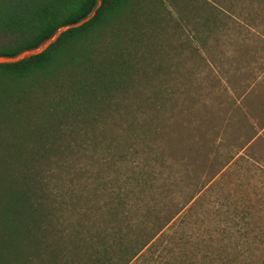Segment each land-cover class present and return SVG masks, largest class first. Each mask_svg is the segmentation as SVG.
Wrapping results in <instances>:
<instances>
[{"label":"rangeland","instance_id":"obj_1","mask_svg":"<svg viewBox=\"0 0 264 264\" xmlns=\"http://www.w3.org/2000/svg\"><path fill=\"white\" fill-rule=\"evenodd\" d=\"M159 10L129 51L150 64L147 82L117 102L98 145L73 148L90 170L77 186L87 213L65 215L136 240L173 216L130 264H264V0Z\"/></svg>","mask_w":264,"mask_h":264},{"label":"trees","instance_id":"obj_2","mask_svg":"<svg viewBox=\"0 0 264 264\" xmlns=\"http://www.w3.org/2000/svg\"><path fill=\"white\" fill-rule=\"evenodd\" d=\"M162 2L0 0L1 56L37 49L77 24L40 52L0 63V264H130L173 218L136 240L115 227L93 233L65 215L87 213L79 208L89 194L77 186L90 170L73 148L98 145L110 115L123 108L117 102L147 82L150 64L145 69V57L129 51ZM213 11L208 25L216 23Z\"/></svg>","mask_w":264,"mask_h":264},{"label":"water","instance_id":"obj_3","mask_svg":"<svg viewBox=\"0 0 264 264\" xmlns=\"http://www.w3.org/2000/svg\"><path fill=\"white\" fill-rule=\"evenodd\" d=\"M75 25H77V24L69 25L66 28L71 27V26H75ZM59 33L60 32H58L51 39H48L46 41V44L42 47V49L38 50V52H40L41 50H43L44 48H46L53 40H55V38L58 36ZM35 53H36V51H33V50H25V51L19 53L18 55L14 56V57H8V56H1L0 55V63L14 62V61H17V60H20L22 58L28 57V56H30L32 54H35Z\"/></svg>","mask_w":264,"mask_h":264}]
</instances>
